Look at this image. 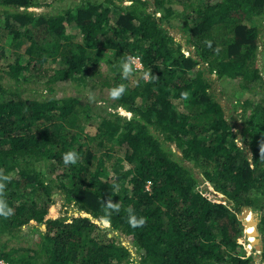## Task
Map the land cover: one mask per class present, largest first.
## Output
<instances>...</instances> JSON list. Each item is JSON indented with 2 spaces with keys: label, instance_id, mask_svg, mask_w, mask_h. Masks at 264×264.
<instances>
[{
  "label": "trees",
  "instance_id": "1",
  "mask_svg": "<svg viewBox=\"0 0 264 264\" xmlns=\"http://www.w3.org/2000/svg\"><path fill=\"white\" fill-rule=\"evenodd\" d=\"M56 1L0 0V260L264 264V0ZM64 83L112 100L96 111ZM54 193L75 210L52 218Z\"/></svg>",
  "mask_w": 264,
  "mask_h": 264
},
{
  "label": "rangeland",
  "instance_id": "2",
  "mask_svg": "<svg viewBox=\"0 0 264 264\" xmlns=\"http://www.w3.org/2000/svg\"><path fill=\"white\" fill-rule=\"evenodd\" d=\"M46 1H50V0H46ZM61 2H59V1H56L55 2V6H53V9H55V8H58V6L59 7H61V6H63L64 4H68V3H70L72 0H60ZM44 9V8H43ZM177 24H180V22H178ZM171 34L177 39V40H179L180 42H181V44H182V50L184 51V53H186V54H188V51H189V49H191L190 48V46L189 45H187L186 43H185V40H184V38H185V36L183 35V33L181 32V30L178 28V27H175V28H172L171 30ZM5 39H7V37L6 36H4L3 37V39H1V42H0V45L1 46H3V44H4V40ZM7 42V41H6ZM5 42V43H6ZM192 50V49H191ZM259 50H261V52H262V50H263V47L262 46H260V49ZM19 51V50H18ZM262 66H263V57H261V56H259V67H260V70H261V68H262ZM102 70L103 71H105V68H102ZM134 77H136V75L134 76ZM133 77V78H134ZM215 78V76L213 75L212 76V79H214ZM65 84V87H64V89H62V91L64 92V94L66 95V94H68V95H75V96H82V95H86V96H88V100L90 101V104H91V106H92V108L94 109V110H96V111H98V110H100V109H102V108H104V103L106 102V104H107V101H106V99L110 102L111 100H112V96L111 95H109V94H107L106 93V95H104V99H105V101H104V99H101V95L98 93V92H88L87 94L82 90V91H79L78 89V92L75 90H73L72 89V87H70L68 84H66V83H64ZM214 86H215V91L217 92V94L219 95V100H220V103H221V105L222 106H224V108H225V113L226 114H228V113H230V114H232L233 112H230V108H231V103H232V101L236 98V96L239 94V93H237V94H235L234 93V91H233V85L231 86V85H225V89H224V91L222 90V85L218 82V81H214ZM221 90H222V94L220 93L221 92ZM59 93H60V91L58 90V95H59ZM57 95V96H58ZM105 104V105H106ZM235 114L237 113V110L234 112ZM247 114H249V110L247 111ZM94 121H95V124L97 125L98 123H99V119H93ZM89 122H91L90 124H88L86 127H85V132H88V133H90V134H94V132H95V130H96V125L94 124V123H92V120L91 121H89ZM235 123H236V125L238 126V127H240L241 126V122H240V120H238L237 118H236V121H235ZM238 142H239V144L241 143V141H240V136H238ZM36 169L37 170H40V171H44V172H46V173H49L48 171H49V169H48V164H46V165H43V164H36ZM125 169V168H124ZM118 170H120V171H123L122 170V168L119 166V167H117V169H116V171H118ZM52 199H53V205H51V209H50V212H49V214H50V216L52 217V218H57V217H59V216H65L66 215V213H71V212H73L74 210H75V208H74V206H73V204H69L68 205V207H65L64 206V204H63V200H62V198L60 197V195L58 194V193H54V194H52ZM24 230H25V227H22V231L20 232L21 234L24 232ZM112 236H115V233H113V232H109L108 233V237H112ZM255 233L253 234V236H252V242L254 243L255 242ZM260 239V238H259ZM37 240H39V236H38V234H29V232L24 236V237H20V240L18 241L19 242V245H28V244H32V247H34L35 245H34V242H36ZM119 240L122 242V244H124V245H126L128 248H130V250H131V253H132V255H133V257L135 258V261L136 262H138L139 261V257H136V252H135V250H134V248L131 246V244L129 243V241H128V239L127 238H125L124 236H120L119 237ZM259 244L261 245V241L259 242ZM255 253H258V250H255L254 251ZM255 260L256 261H258L259 260V257L257 256V257H255ZM136 264H138V263H136Z\"/></svg>",
  "mask_w": 264,
  "mask_h": 264
},
{
  "label": "clouds",
  "instance_id": "3",
  "mask_svg": "<svg viewBox=\"0 0 264 264\" xmlns=\"http://www.w3.org/2000/svg\"><path fill=\"white\" fill-rule=\"evenodd\" d=\"M140 59V58H139ZM133 71V68L131 66V62H128L123 65V72L125 77H127L131 72ZM125 92V88L123 86L118 87L117 89L112 91V95L114 97H119L123 95ZM78 156L76 152H68L64 155L63 160L64 163L67 164H75L77 162ZM4 179H7V177H4ZM2 187V185H0ZM115 211H119V209H114ZM10 209L7 206V203L3 200H0V215H8L10 214ZM129 216L134 224V226H142L144 223L143 218L137 219L135 215L132 213L131 210H129Z\"/></svg>",
  "mask_w": 264,
  "mask_h": 264
},
{
  "label": "built area",
  "instance_id": "4",
  "mask_svg": "<svg viewBox=\"0 0 264 264\" xmlns=\"http://www.w3.org/2000/svg\"><path fill=\"white\" fill-rule=\"evenodd\" d=\"M129 62H131V65L134 69H141L142 64L138 56H131L129 57ZM0 264H8L7 262H4L0 260Z\"/></svg>",
  "mask_w": 264,
  "mask_h": 264
},
{
  "label": "water",
  "instance_id": "5",
  "mask_svg": "<svg viewBox=\"0 0 264 264\" xmlns=\"http://www.w3.org/2000/svg\"><path fill=\"white\" fill-rule=\"evenodd\" d=\"M247 211V210H246ZM255 229H256V232H255V242L253 243L254 244V247L257 249V250H260L261 248V245L259 244L260 242V239H259V232L257 231V228H256V224H255Z\"/></svg>",
  "mask_w": 264,
  "mask_h": 264
}]
</instances>
